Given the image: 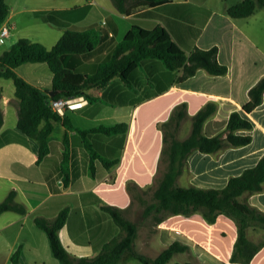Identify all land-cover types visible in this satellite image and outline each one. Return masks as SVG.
Segmentation results:
<instances>
[{
  "label": "crops",
  "instance_id": "0c3cea01",
  "mask_svg": "<svg viewBox=\"0 0 264 264\" xmlns=\"http://www.w3.org/2000/svg\"><path fill=\"white\" fill-rule=\"evenodd\" d=\"M7 3L10 12L0 28H8L5 37L9 45L3 51L22 36L20 30L23 31L24 26L35 24L34 19H40L49 29L40 27L32 34H25L26 37L48 47L55 44L65 27L59 26L62 28L59 36L55 30L52 32L57 25L37 15L51 14L68 27L100 30V40L91 52L68 53L62 57L70 68L93 73L101 62L112 56L116 44L132 24L153 28L161 23L185 49L193 44L205 49L217 45L218 60L228 66V72L212 75L198 69L194 75L179 81L177 76L181 71L167 69L158 58H146L131 72L130 86L120 77H114L103 89L91 87L87 90L96 96L95 100H88L84 106L67 109L64 113L76 127L88 129L100 124L125 123V132H88L86 138L90 145H86L79 131L67 129L62 122H54L49 137L50 150L41 160H38V142L21 137L17 127L15 87L13 92L5 93L0 85L4 114L0 129V201L14 190L16 200L27 208L25 214L6 211L0 215V264H14L12 256L20 246L19 264H62L53 255L46 233L34 224L33 216L38 213L53 217L64 206L70 208L67 221L59 231L65 247L77 256L98 253L104 243L120 231L102 206L111 204L127 209L128 217L135 213L136 200L132 202L127 182L133 181L142 188L153 184L163 146L159 123L169 118L172 109L181 102L187 103L189 116L178 133L179 138H184L191 131V117L205 103L215 102L217 110L204 122L203 132L207 136L216 135L225 130L231 112L242 109L248 102L249 88L264 76V39L254 35L243 21L252 17L258 7L248 17L234 18L226 11L232 5L228 0H174L154 7L139 6L129 15L118 11L112 0H86L85 3L84 0H7ZM24 12L34 19L21 27L20 21L26 20L22 18ZM164 17L172 20L164 22ZM15 71L29 83L52 90V71L46 62L23 63ZM246 115L253 121V127L239 129L237 133L250 134L252 141L238 146L227 144L214 153L193 150L177 179L179 185L223 187L230 177L257 164L264 155V95L262 103ZM66 133L67 148L63 143ZM65 151L69 167L66 186L61 174ZM103 160L119 161L106 167ZM239 198L264 212V187ZM148 234L146 244L156 248L157 254L175 240L190 245V252L177 253L172 261H177L175 257H183L178 261L264 264V246L248 263L230 261L237 226L225 214L218 215L211 224L200 214L169 215L157 226L149 227ZM248 236L258 241L263 238L264 231L251 227ZM139 238L140 227L135 248ZM118 264L139 263L124 260Z\"/></svg>",
  "mask_w": 264,
  "mask_h": 264
},
{
  "label": "trees",
  "instance_id": "16d2710c",
  "mask_svg": "<svg viewBox=\"0 0 264 264\" xmlns=\"http://www.w3.org/2000/svg\"><path fill=\"white\" fill-rule=\"evenodd\" d=\"M121 13L131 14L136 7L170 3L174 0H112ZM257 7L264 9V0H241L227 8V13L234 18L251 15ZM10 12L7 0H0V26ZM44 21L65 27L63 34L51 47L33 41L28 37L18 38L8 49L0 54V77L12 79L15 87L14 96L17 100V127L23 138H33L38 142V160H41L50 150L49 137L54 128V122H62L67 129H76L83 137L86 145H90L86 134L102 131L106 134L125 132L127 124H100L84 129L74 126L67 116L54 111L49 104L51 98L74 97L84 95L88 100H95L87 92L91 87L105 88L114 77L130 86V74L146 58H158L169 70L181 71L177 80L182 81L194 75L198 69H204L212 75H224L228 66L218 60V46L200 48L193 44L185 49L172 36L165 25L159 23L153 28H145L132 24L125 36L116 44L112 56L99 64L93 73H84L70 68L63 62V55L68 53L84 54L91 52L100 40V30L95 27L76 29L51 14H37ZM164 22L172 20L164 17ZM200 28L197 27V31ZM27 62H46L52 71V90H43L17 74L15 68ZM249 100L240 110L231 112L227 126L223 132L207 136L203 132L204 122L217 110L213 101L205 103L192 117L190 133L179 138L178 133L182 122L188 118L187 103L177 104L169 118L159 127L163 133L158 169L154 182L147 188H142L133 181L127 182V189L132 196V202L138 201L142 206V217L151 218L157 226L169 215L182 214L190 216L200 214L207 223H214L220 214L232 218L237 226V238L230 257L231 262L248 263L264 246V236L258 241L248 236L251 227L264 231V212L240 200L244 193H254L264 187V155L256 165L246 168L241 174L229 178L223 187L182 186L177 183L183 173L189 154L193 150L204 153H214L225 145H246L252 141L250 134L237 133L239 129H251L253 121L246 113L260 105L264 95V76L248 90ZM2 88L0 87V129L4 123L1 107ZM22 138V139H23ZM67 148V133L63 138ZM61 165L63 184L69 183V167L66 164L67 152L63 153ZM119 160L105 161L106 167L113 166ZM134 190L135 193L132 192ZM102 208L119 226V233L104 243L98 253L92 256H77L68 251L63 244L59 231L65 225L70 208L64 206L53 217H45L38 213L33 216L34 224L42 229L49 240L53 255L62 264H118L124 260H136L139 264H210L195 263L191 260L172 261L177 253L190 252V245L175 240L166 245L157 255L150 256L138 251L135 242L138 237L139 223L126 215L127 209L105 204ZM6 211L21 214L27 212L24 204L16 200V191L11 190L0 201V215ZM21 246L12 256L14 264H19Z\"/></svg>",
  "mask_w": 264,
  "mask_h": 264
},
{
  "label": "rangeland",
  "instance_id": "374dc122",
  "mask_svg": "<svg viewBox=\"0 0 264 264\" xmlns=\"http://www.w3.org/2000/svg\"><path fill=\"white\" fill-rule=\"evenodd\" d=\"M228 1H229V3L233 4V3H237L241 0H228ZM85 2H86V0H84V3ZM17 18H18V16H17ZM22 18L26 19V20L20 21V23L22 24L21 27L24 26V24L26 22L28 23V21H31L32 19H34V17L32 15H30V13H27V12H24L22 14ZM18 19L21 20L20 18H18ZM243 21L244 22L246 21L247 28L254 35H259L260 38L263 37V39H264V9L263 8L258 7L256 9L255 13L252 15V17H249L248 19L244 18ZM33 22H35V24L31 23V27L27 28V26L26 27L24 26V28H22L23 31L20 30V33H21L20 35H22L21 37H26L25 34H27V33L32 34L33 32H36L37 30L40 29V27L44 28V29H49L48 25L45 24L40 19H34ZM28 24H30V22ZM54 28H52V30H53L52 32H54V30H55V32H57V35L60 36L62 33V32H60V30L62 28H60L59 26L54 27ZM6 37H5V43L0 44V53L3 51V49L5 47H7L9 45V42L6 41ZM41 43H43V42H41ZM43 44L45 46H47V44H45V43H43ZM52 45H54V44H52ZM0 85L3 86L5 93L13 92L14 84H13V81L11 79H5V78L0 77ZM1 197L2 196L0 195V199H1ZM134 203L136 205L137 210H135V213H133L132 216H130V217H131V219L137 221L140 225V238L138 239L136 248L139 251H141L147 255L155 256L157 254L158 250L156 248L154 249V248L150 247L148 244H146V242L148 241V235H149L148 234V228H149V226H151L153 224V220L151 218L144 219L141 215L142 206L138 203V201H135ZM188 256L190 257V255H188ZM174 260H183V257H175Z\"/></svg>",
  "mask_w": 264,
  "mask_h": 264
},
{
  "label": "built area",
  "instance_id": "2783aa9c",
  "mask_svg": "<svg viewBox=\"0 0 264 264\" xmlns=\"http://www.w3.org/2000/svg\"><path fill=\"white\" fill-rule=\"evenodd\" d=\"M8 33L7 27L0 28V44L5 42V36ZM88 102V99L84 95H78L74 97H61L51 98L49 104L54 111L64 115L67 109H76L84 106Z\"/></svg>",
  "mask_w": 264,
  "mask_h": 264
},
{
  "label": "water",
  "instance_id": "95a60500",
  "mask_svg": "<svg viewBox=\"0 0 264 264\" xmlns=\"http://www.w3.org/2000/svg\"><path fill=\"white\" fill-rule=\"evenodd\" d=\"M55 92H57V90H52L50 94H54Z\"/></svg>",
  "mask_w": 264,
  "mask_h": 264
}]
</instances>
